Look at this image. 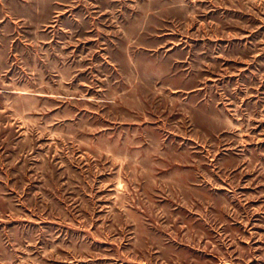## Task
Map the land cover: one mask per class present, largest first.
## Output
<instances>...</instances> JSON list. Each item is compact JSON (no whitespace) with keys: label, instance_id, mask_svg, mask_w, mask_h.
<instances>
[{"label":"rangeland","instance_id":"374dc122","mask_svg":"<svg viewBox=\"0 0 264 264\" xmlns=\"http://www.w3.org/2000/svg\"><path fill=\"white\" fill-rule=\"evenodd\" d=\"M0 264H264V0H0Z\"/></svg>","mask_w":264,"mask_h":264}]
</instances>
